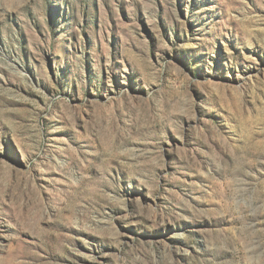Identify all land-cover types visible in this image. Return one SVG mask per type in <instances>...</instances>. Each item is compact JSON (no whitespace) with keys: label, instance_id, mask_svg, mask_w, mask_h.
Listing matches in <instances>:
<instances>
[{"label":"rangeland","instance_id":"1","mask_svg":"<svg viewBox=\"0 0 264 264\" xmlns=\"http://www.w3.org/2000/svg\"><path fill=\"white\" fill-rule=\"evenodd\" d=\"M0 264H264V0H0Z\"/></svg>","mask_w":264,"mask_h":264}]
</instances>
